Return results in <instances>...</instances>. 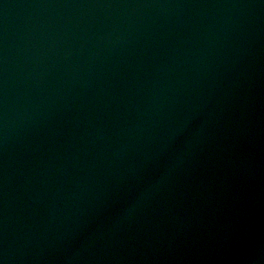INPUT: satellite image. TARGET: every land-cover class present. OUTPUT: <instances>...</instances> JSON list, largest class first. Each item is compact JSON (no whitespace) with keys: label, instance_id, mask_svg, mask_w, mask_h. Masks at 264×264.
Instances as JSON below:
<instances>
[{"label":"water","instance_id":"water-1","mask_svg":"<svg viewBox=\"0 0 264 264\" xmlns=\"http://www.w3.org/2000/svg\"><path fill=\"white\" fill-rule=\"evenodd\" d=\"M0 264H264V0H0Z\"/></svg>","mask_w":264,"mask_h":264}]
</instances>
